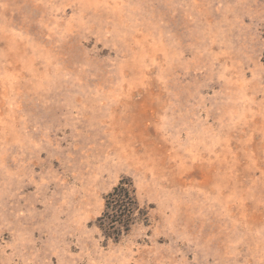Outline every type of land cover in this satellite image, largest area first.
<instances>
[{"label": "rangeland", "instance_id": "obj_1", "mask_svg": "<svg viewBox=\"0 0 264 264\" xmlns=\"http://www.w3.org/2000/svg\"><path fill=\"white\" fill-rule=\"evenodd\" d=\"M263 53L264 0H0V264H264Z\"/></svg>", "mask_w": 264, "mask_h": 264}, {"label": "trees", "instance_id": "obj_2", "mask_svg": "<svg viewBox=\"0 0 264 264\" xmlns=\"http://www.w3.org/2000/svg\"><path fill=\"white\" fill-rule=\"evenodd\" d=\"M264 62V53H263ZM107 213L102 218L103 221L109 220L111 222V230L117 231L116 224L122 223V226L130 227L135 211L138 205L134 196V191L130 183L122 181L112 193L107 197Z\"/></svg>", "mask_w": 264, "mask_h": 264}]
</instances>
